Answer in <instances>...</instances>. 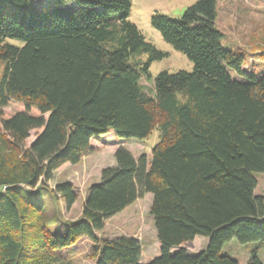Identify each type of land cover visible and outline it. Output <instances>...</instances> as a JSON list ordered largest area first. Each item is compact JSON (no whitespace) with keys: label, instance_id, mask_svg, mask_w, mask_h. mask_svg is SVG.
I'll return each instance as SVG.
<instances>
[{"label":"trees","instance_id":"obj_1","mask_svg":"<svg viewBox=\"0 0 264 264\" xmlns=\"http://www.w3.org/2000/svg\"><path fill=\"white\" fill-rule=\"evenodd\" d=\"M32 1L0 0V264H66L58 251L81 239L91 242L93 264H145L135 237L100 234L148 194L158 244L146 264H238L224 250L231 240L254 246L247 264H262L264 198L254 175L264 172V72L247 73V58L221 45L216 0H198L179 18L152 16L193 69L162 71L151 90L143 85L150 64L167 54L128 20L130 0ZM11 105L19 108L5 110ZM154 131L147 155L115 149L80 217L63 233L48 230L37 192L66 210L77 199L68 182L46 186L57 169L78 166L111 138ZM196 237L207 245L192 255L182 246Z\"/></svg>","mask_w":264,"mask_h":264},{"label":"rangeland","instance_id":"obj_2","mask_svg":"<svg viewBox=\"0 0 264 264\" xmlns=\"http://www.w3.org/2000/svg\"><path fill=\"white\" fill-rule=\"evenodd\" d=\"M198 0H130L128 20L140 31L145 41L156 50L166 53L167 56L161 60H155L150 64L149 72L151 82L143 81L144 87L151 90L153 79L162 72L174 73L177 71L190 72L193 64L182 53L176 51L170 44L166 43L160 33L151 25V18L155 14L166 15L170 18H179L184 10ZM46 0H33L35 6H41ZM215 27L224 35L221 45L228 50L240 52L247 58L245 70L250 73L252 68L264 72V1L263 0H216ZM65 8L71 11L75 9L74 3L68 2ZM7 43L20 46L19 41L7 39ZM140 59L145 62L147 54H142ZM0 63V72L3 69ZM19 107L14 105L5 110L16 111ZM33 140V135L26 140V146ZM159 135L154 131L144 140H123L111 138L106 146L98 150H91L90 154L82 157L77 165L61 166L53 174V179L46 186L53 190L55 185L68 182L77 192V199L69 210H66L61 199H54L51 193L40 189L36 197L43 202V216L47 228L51 233H63L65 224L75 221L80 217L84 198L89 186L97 184L100 179V171L103 167L115 165L113 153L118 147L129 151L134 158L141 154H148L152 147L158 142ZM100 144H98L99 146ZM101 145L99 146V148ZM255 194L264 198V172L255 174ZM151 196L143 195L123 212L105 222L101 238H115L119 236H133L139 240L141 245L140 263H147L157 253V239L148 215ZM207 245V239L196 237L193 241L185 243L182 247L189 254L200 252ZM254 246H241L235 240H231L224 250L238 264H247L248 258ZM91 242L81 239L69 248L58 251L57 255L66 264H93L89 257ZM257 257L264 264V246L257 251ZM61 261V262H62Z\"/></svg>","mask_w":264,"mask_h":264},{"label":"crops","instance_id":"obj_3","mask_svg":"<svg viewBox=\"0 0 264 264\" xmlns=\"http://www.w3.org/2000/svg\"><path fill=\"white\" fill-rule=\"evenodd\" d=\"M66 165H64V167H65Z\"/></svg>","mask_w":264,"mask_h":264}]
</instances>
